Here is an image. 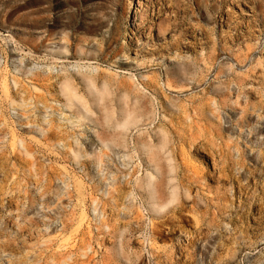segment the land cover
<instances>
[{
    "label": "rangeland",
    "instance_id": "374dc122",
    "mask_svg": "<svg viewBox=\"0 0 264 264\" xmlns=\"http://www.w3.org/2000/svg\"><path fill=\"white\" fill-rule=\"evenodd\" d=\"M83 75L152 124L77 122ZM159 128L156 174L130 140ZM0 264H264V0H0Z\"/></svg>",
    "mask_w": 264,
    "mask_h": 264
},
{
    "label": "bare ground",
    "instance_id": "6f19581e",
    "mask_svg": "<svg viewBox=\"0 0 264 264\" xmlns=\"http://www.w3.org/2000/svg\"><path fill=\"white\" fill-rule=\"evenodd\" d=\"M82 82L88 89L89 97L91 102H88L83 96L79 95L69 80H64L60 85L61 94L65 100V106L74 109L76 114L77 122L82 120H88V114H92L91 106H94V109L98 108L102 114V121L107 126V128L113 131V137L119 142H123V147H126L124 135L133 127H137L140 122L147 120L146 125H151L153 119H151V111H148L143 104L136 98L130 99L127 92H123L119 98L114 101H110L108 104L105 102V99L110 95L107 90V86L103 83L102 89L98 90L93 84V79L89 76L83 75L81 77ZM101 119H97L96 124H101ZM120 132H117V131ZM157 142L152 140V138L147 140L132 141L131 151L133 154L141 153L147 156V163L154 169V172L157 174L161 171L160 167V154L161 152L167 153L168 162H171L170 152H168V144L170 142L168 131L161 128L158 129ZM108 135L100 133L98 138L101 142L106 140ZM79 154H76V156ZM105 155V154H104ZM102 159L97 157V162L101 163ZM169 172H173V166H169ZM164 173L161 172V175ZM173 181V180H171ZM164 182L162 179L156 181V175L153 171H146L145 174L141 175L135 181L134 191L142 190L146 192L145 202L150 207L151 210L155 212L158 209L162 208L160 205L165 203L167 200L164 194ZM176 187H173L170 193V201L168 204L173 203L177 200ZM169 219V218H168ZM167 219V220H168ZM169 221V220H168ZM165 224V222H163ZM162 224V225H164ZM160 226V224L158 225ZM154 227V226H153ZM155 228V227H154ZM154 228L153 231H154ZM160 227H158L159 229ZM151 229V231H152ZM157 228H155L156 230ZM157 229V230H158ZM156 230V232H157ZM159 231V230H158ZM155 234V232H152Z\"/></svg>",
    "mask_w": 264,
    "mask_h": 264
}]
</instances>
